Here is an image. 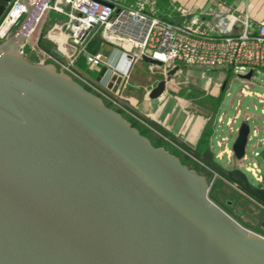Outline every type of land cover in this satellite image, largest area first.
<instances>
[{"label": "water", "instance_id": "1", "mask_svg": "<svg viewBox=\"0 0 264 264\" xmlns=\"http://www.w3.org/2000/svg\"><path fill=\"white\" fill-rule=\"evenodd\" d=\"M9 1L0 0V18ZM19 2L27 14L0 42V264H264V237L209 199L204 176L55 65L20 51L44 2ZM102 68L105 85L74 70L154 127L122 98L126 77ZM177 70L148 97H159ZM249 133L240 123L232 161L243 158ZM178 144L264 206V188L238 168L218 165L209 147Z\"/></svg>", "mask_w": 264, "mask_h": 264}, {"label": "built area", "instance_id": "2", "mask_svg": "<svg viewBox=\"0 0 264 264\" xmlns=\"http://www.w3.org/2000/svg\"><path fill=\"white\" fill-rule=\"evenodd\" d=\"M19 1L10 0L0 18V42L13 33L27 14L28 8ZM27 1L35 3L37 0ZM42 1L41 11L27 30L20 51L27 55L24 48L31 44V36L46 16L52 13L54 18H62L63 24L53 36L56 48L51 53L44 52L37 43L32 42L31 46L36 50L34 54L38 57L36 62L52 63L104 103H109L116 111L138 121L140 120L134 114L74 70L80 59L85 63L84 72L89 71L86 72L89 75L103 66H109L122 73L126 79L130 67L142 56L156 60L165 67L180 63L186 67L201 69L243 68L246 73L254 68L264 70V20L257 21L256 28L252 30V19L245 12L239 16L231 9L232 11L219 14L220 27L217 28L205 24L197 17L191 18L187 26L159 18L154 14L155 0L139 1L134 6L123 4L122 0ZM94 45L97 50L91 52L89 47ZM103 46H109L111 51H101ZM71 47L77 48L80 54L66 56L64 49ZM153 67L154 65L148 64L150 72ZM108 73L100 76V84H106ZM125 83L121 82L119 85L122 91ZM233 132L236 133L237 129L234 131L232 125L229 127V134ZM256 134V130L250 129L249 136H257ZM226 141L227 139H222L219 147L227 148ZM261 146L264 147V139L259 140L255 150L251 151L252 158L259 156L256 150ZM222 149L219 155L226 152L227 158H230L231 148ZM246 156L245 150L243 158ZM191 159L209 169L200 160L194 157Z\"/></svg>", "mask_w": 264, "mask_h": 264}, {"label": "rangeland", "instance_id": "3", "mask_svg": "<svg viewBox=\"0 0 264 264\" xmlns=\"http://www.w3.org/2000/svg\"><path fill=\"white\" fill-rule=\"evenodd\" d=\"M46 18L31 36V41L37 43L38 47L44 52L51 53L56 48L53 36L63 24V19L54 18L52 13L48 19ZM31 44L28 45V48L25 47L24 50L26 56H29L32 62H36L38 57L34 54L36 50ZM105 50L111 51V48L103 46L101 51ZM64 53L69 56L72 53L75 55L80 54V51L75 47H71L65 48ZM134 64L139 69L143 66L139 60H136ZM175 65L179 66L184 76L178 73L172 75L168 81L169 90L175 93L185 90L192 93V110L203 114L207 118L205 129L207 135L210 127L213 128L212 144L216 152L215 162L226 169L238 168L246 175L251 184L264 188V147L261 146L256 150L259 153L257 158L254 159L251 156V151L255 150L257 142L264 139V70L254 68L250 79L245 80L241 78V75L246 73L243 68L201 69L186 67L179 63H175L173 66ZM76 66L78 67V65ZM131 68L132 66L129 71H131ZM157 71L160 70L157 68L156 73L154 72L155 75L149 73L150 76L148 77H151L152 81L161 76ZM190 71H192L191 75H189ZM143 72L146 74L145 69ZM134 73L132 72L133 80L129 79L130 85L133 84ZM179 77L186 82L181 81ZM122 98L129 100L131 104L133 103L124 92H122ZM136 98L138 101L136 109L141 112L146 109L147 103L150 101L148 93ZM106 105L108 106V104ZM111 108L113 109V107ZM120 114L136 127L141 134L147 135V130L143 128L138 120L124 113ZM242 122H246L250 129L256 130L257 136H253L250 141L251 135L249 136L246 146V158L234 162L232 161V154L230 158H227L226 152L221 153V155H219V152L223 151L222 148L229 150L236 138L235 132L229 134V127L233 125V128L237 129ZM220 138H227V148L224 146L219 147V145L218 147L215 146V142ZM183 164H186L190 169H195L199 175L206 178L208 184L207 194L212 202L244 228L264 237V210L260 204L193 160H187Z\"/></svg>", "mask_w": 264, "mask_h": 264}, {"label": "crops", "instance_id": "4", "mask_svg": "<svg viewBox=\"0 0 264 264\" xmlns=\"http://www.w3.org/2000/svg\"><path fill=\"white\" fill-rule=\"evenodd\" d=\"M139 1L143 0H122V3L134 6ZM231 9L239 16L244 12L247 13L252 19V23L250 24L252 30L256 28L255 23L257 21L264 20V0H155L154 14L159 18L166 19L182 26L189 25L191 18L197 17L205 24L208 23L218 28L220 27L218 15L232 11ZM48 18L49 15L47 19ZM234 31L238 32V30ZM27 58L30 60L29 56H27ZM139 61L144 67L141 66L140 69L136 68L135 62L133 63L122 91L129 96L135 107L138 102L136 97H141L147 93L149 94L156 83L165 78L167 71L170 69L177 67L178 70L175 72V75L178 73L184 76L183 71L180 70L178 65L166 67L163 65H154L152 72H150L148 64L141 59ZM78 63L81 64V66L78 64L79 69L85 71V63L83 60L80 59ZM157 68L160 70L157 71V73L159 72L161 76L152 81L151 77L148 76H150V74L155 75ZM144 69L146 74L143 72ZM132 72H135V78L133 84L130 85L129 79H132ZM191 74L192 71H190L189 75ZM179 78L181 81L184 80L181 77ZM169 88V83L166 82L163 93L155 99L149 98L150 103L148 102L146 109L141 111V113L146 115L150 122L155 125L152 127L149 123H145L139 119L140 121L138 122H140L143 128L148 132V134L144 136L148 137L153 145L157 143L158 146L163 147L167 151L173 150L180 156L190 158L186 152L181 149L178 142L188 145L190 148L198 151H203L205 147H209L213 157H215L216 152L212 144V127H210L209 134L204 144H200V139L206 129L207 118L203 114L192 110V93L186 90L175 93L170 91ZM233 129L235 131V128ZM252 137L253 136L250 137L249 141ZM222 139L227 138H220L217 140L215 142L216 147H218Z\"/></svg>", "mask_w": 264, "mask_h": 264}, {"label": "trees", "instance_id": "5", "mask_svg": "<svg viewBox=\"0 0 264 264\" xmlns=\"http://www.w3.org/2000/svg\"><path fill=\"white\" fill-rule=\"evenodd\" d=\"M89 50L91 51V52H95L96 50H97V46H92V47H89ZM80 66H81V64L80 63H78ZM148 134V133H147ZM209 134V133H208ZM143 135V134H142ZM207 133L206 132H204L203 133V135H202V137H201V139H200V144H204V142H205V139L207 138ZM154 146H158V144L157 143H155V145ZM170 153H172V154H174V155H178L176 152H174L173 150H170L169 151ZM183 163L185 162V161H187L186 159H182L181 160Z\"/></svg>", "mask_w": 264, "mask_h": 264}, {"label": "flooded vegetation", "instance_id": "6", "mask_svg": "<svg viewBox=\"0 0 264 264\" xmlns=\"http://www.w3.org/2000/svg\"><path fill=\"white\" fill-rule=\"evenodd\" d=\"M5 9V8H4ZM86 68V67H85ZM102 70H104L103 68H101L100 70H98V71H96V72H94V73H91V76L94 78V79H96V80H98L99 78H100V76L103 74L102 72H100V71H102ZM86 72H89V71H87L86 70ZM106 104H108V106H110V107H113V106H111L109 103H106ZM179 158H180V160H182V159H186V160H189V161H191L192 159L191 158H188V157H185V156H180V155H177ZM262 209L264 210V206H262ZM264 225V224H263Z\"/></svg>", "mask_w": 264, "mask_h": 264}]
</instances>
